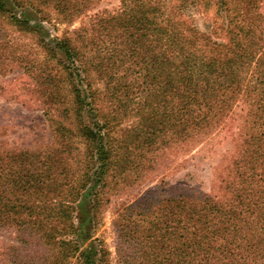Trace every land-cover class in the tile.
Wrapping results in <instances>:
<instances>
[{
	"label": "trees",
	"instance_id": "1",
	"mask_svg": "<svg viewBox=\"0 0 264 264\" xmlns=\"http://www.w3.org/2000/svg\"><path fill=\"white\" fill-rule=\"evenodd\" d=\"M98 1L0 0V74L15 63L31 74L52 137L34 149L0 141V230L46 248L13 264H109L95 233L112 196L142 181L157 152L226 125L242 103L228 194L125 203L118 264H264L262 0H121L50 40L32 21L73 23ZM29 39L43 57L27 52Z\"/></svg>",
	"mask_w": 264,
	"mask_h": 264
},
{
	"label": "rangeland",
	"instance_id": "2",
	"mask_svg": "<svg viewBox=\"0 0 264 264\" xmlns=\"http://www.w3.org/2000/svg\"><path fill=\"white\" fill-rule=\"evenodd\" d=\"M260 3L264 14V0ZM121 7V0H99L88 14L77 18L73 23L60 22L55 16L52 21L41 23L37 17L32 21L43 26V31L48 34L47 39L50 40L63 35L67 30H74L88 23V16L96 12L116 13ZM214 11L215 7L212 6L209 15L213 16ZM197 21L201 28L209 24L208 19L202 15ZM26 50L31 57L37 54L44 56V51L38 48L33 40H27ZM97 83L100 87L104 86L101 80H97ZM34 85L31 74L26 72L20 63L12 64L5 74H0V141L9 147L34 149L52 142L50 122L43 113L38 94L33 93ZM246 109V105L239 104L227 118L226 125L219 124V129L200 135L201 139L194 138L178 149L157 152L154 168L142 181L127 185L112 196L111 202L104 208L102 222L95 233V237L103 241L110 251L109 264H118L121 258L119 234L114 225V218L117 210H122L125 203L144 197L150 199L175 196L181 192H198L219 197L228 194L225 188L226 180L231 177L230 170L236 156L238 134ZM126 119L128 120L124 121V126L136 123L139 116ZM18 237L14 228L0 230V264H13L17 254L24 262L27 257L31 259L46 251L37 238H31V244L24 246ZM16 247L18 249H15Z\"/></svg>",
	"mask_w": 264,
	"mask_h": 264
}]
</instances>
